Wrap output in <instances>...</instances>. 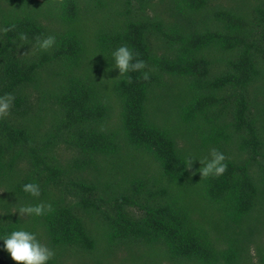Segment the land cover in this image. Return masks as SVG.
Segmentation results:
<instances>
[{
	"label": "trees",
	"instance_id": "1",
	"mask_svg": "<svg viewBox=\"0 0 264 264\" xmlns=\"http://www.w3.org/2000/svg\"><path fill=\"white\" fill-rule=\"evenodd\" d=\"M121 44L144 69L119 74ZM5 93L0 234L47 264H264V0H0ZM210 148L222 175L185 168Z\"/></svg>",
	"mask_w": 264,
	"mask_h": 264
},
{
	"label": "clouds",
	"instance_id": "2",
	"mask_svg": "<svg viewBox=\"0 0 264 264\" xmlns=\"http://www.w3.org/2000/svg\"><path fill=\"white\" fill-rule=\"evenodd\" d=\"M23 39V37H21ZM56 37L54 35H45L38 38L36 45L39 49L45 50L50 48ZM137 53L125 44H121L111 51V57L115 68L119 74L123 75L130 71L139 72L145 68L143 59L134 58ZM143 79L149 78L147 71L142 72ZM14 97L11 93H5L0 96V116L6 115L10 109V105ZM224 152L217 148H210L208 155L203 158H194L189 155L186 158L185 168H191L193 161L198 160L200 167L194 169L198 171L200 176H220L222 175L227 164L225 163ZM22 191L34 198H38L41 194L40 185L33 181H28L22 184ZM48 207L44 202L28 205H20L18 208L19 215H41L45 208ZM0 249L5 250L13 261L22 262V264H47L54 255L53 250L46 244L37 239L36 233L26 228H14L10 232L0 234Z\"/></svg>",
	"mask_w": 264,
	"mask_h": 264
}]
</instances>
